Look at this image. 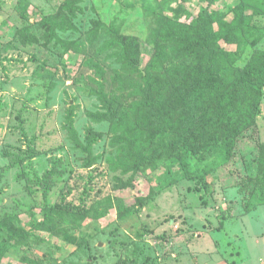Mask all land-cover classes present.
Listing matches in <instances>:
<instances>
[{
	"label": "rangeland",
	"instance_id": "obj_1",
	"mask_svg": "<svg viewBox=\"0 0 264 264\" xmlns=\"http://www.w3.org/2000/svg\"><path fill=\"white\" fill-rule=\"evenodd\" d=\"M66 1L81 12L71 16L62 11ZM181 1L0 0V174L4 173L0 175V219L18 215L28 223L63 195L87 212L79 228L65 225L59 233H48L43 244L14 249L3 264H264V187L257 185L255 162L257 145L264 143V100L257 128L239 140L234 161L211 174L200 189L182 176L181 163L172 162L149 178L139 175L134 189L115 192V175L105 163L113 152L109 127L89 118V113L99 110V103L92 95L94 73L87 61L100 62L108 73L118 68L108 54L97 56L105 41L102 34L94 44L89 42L95 22H109L123 14L124 32L140 37L146 63L153 49L145 43L141 8L169 14ZM184 1L188 11L184 22H192L207 4L206 0ZM236 3L219 0L215 8L226 11ZM43 18L56 19L65 29L58 35L80 44L83 53L66 54L55 40H48L47 27L40 25ZM134 22L139 25L133 26ZM24 31L39 43L24 46L19 36ZM257 48L264 50V40ZM253 51L248 50L241 67ZM71 107L82 140L89 130L103 136L95 146L99 161L92 170L83 167L82 155L68 139L65 120ZM31 147L36 156L15 165L13 155L23 157ZM55 167L66 173L45 197L37 182ZM90 171L93 184H88ZM138 197L148 198L144 209L119 220L121 200L133 205Z\"/></svg>",
	"mask_w": 264,
	"mask_h": 264
},
{
	"label": "trees",
	"instance_id": "obj_2",
	"mask_svg": "<svg viewBox=\"0 0 264 264\" xmlns=\"http://www.w3.org/2000/svg\"><path fill=\"white\" fill-rule=\"evenodd\" d=\"M237 1L221 11L215 8L219 0H206V8L192 22L183 21L188 15L184 0L169 14L142 7L145 31H140L153 49L146 63L140 37L124 32L123 14L109 22H95L89 42L94 44L102 34L105 41L97 56L108 54L118 65L108 73L100 62L91 59L86 63L94 73L92 95L99 103V110L89 113V118L109 127L113 152L105 163L115 175V192L134 189L139 175L149 178L172 162L181 163L182 176L200 189L208 184L211 174L234 161L239 140L257 128L264 100V50L257 48L264 40V0ZM130 6L132 10L136 7ZM61 10L71 16L81 12L69 1ZM40 25L48 29L46 38L55 40L66 54L83 53L80 44L58 35L65 29L56 19L43 18ZM19 36L24 46L39 43L27 31ZM249 49L254 51L241 67ZM74 109L68 111L65 130L73 149L82 155L83 167L92 170L99 161L95 146L103 136L89 130L82 140L75 127ZM22 134L27 138L23 129ZM257 149L256 182L264 187V143L259 142ZM35 156L31 147L23 157L12 158L15 165H21ZM65 173L55 167L37 182L45 197ZM91 174L88 184H93ZM155 194L153 191L151 196ZM147 201L138 197L133 205H127L119 200L118 219L125 221L140 212ZM86 215L85 208L68 202L67 195L54 205L46 204L40 216L32 215L28 223L18 215H5L0 219V264L12 250L43 244L48 233H59L65 225L79 228Z\"/></svg>",
	"mask_w": 264,
	"mask_h": 264
}]
</instances>
